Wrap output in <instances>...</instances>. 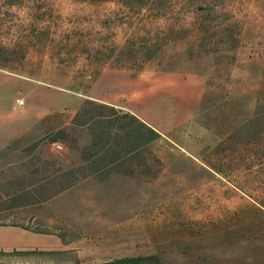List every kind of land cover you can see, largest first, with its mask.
I'll return each mask as SVG.
<instances>
[{"label":"rangeland","instance_id":"obj_1","mask_svg":"<svg viewBox=\"0 0 264 264\" xmlns=\"http://www.w3.org/2000/svg\"><path fill=\"white\" fill-rule=\"evenodd\" d=\"M87 97L161 132L150 146L161 165L149 164L159 171L86 178L42 202L39 215L73 240L0 225V251H34L0 264L151 252L179 264H264V0H0V194L45 177L52 160L77 161L67 144L42 141L39 173L22 180L31 156L20 144L41 131L13 141Z\"/></svg>","mask_w":264,"mask_h":264},{"label":"trees","instance_id":"obj_2","mask_svg":"<svg viewBox=\"0 0 264 264\" xmlns=\"http://www.w3.org/2000/svg\"><path fill=\"white\" fill-rule=\"evenodd\" d=\"M34 131H41L40 137L33 139L29 144H20L24 154L31 156L22 180L26 179L24 177L29 178L34 176L32 174L39 173L38 160L40 159H38L39 155H35L34 152L42 141H46L50 145L54 142L67 144L69 149L75 153L77 161L64 167L57 165L56 160H52L53 168L45 177L39 176L33 183H24L11 188L4 194L1 193L0 225L22 227L42 234H57L66 242L73 240V233L64 225L58 223L57 220L56 223L39 215L37 209H43L42 202L70 190L86 178L105 185L110 182L113 175L136 179L139 174L151 172L149 164L161 165L160 158L150 148L154 142L160 139L161 132L136 114L94 98H85L73 115H67L64 111L44 114L13 142L17 145L19 141L22 143ZM82 132L86 134V138L81 144H79L78 137L73 138L74 143L67 140L70 134L78 135ZM228 138H231V135ZM11 146L12 143L5 147L9 150ZM39 152L40 150H37L36 154ZM157 171L159 170L149 173L151 179L154 178ZM40 213L43 214L41 211ZM32 252L34 251H0V255H23ZM36 252L43 253V251ZM60 252L62 251L53 253ZM86 264L179 263L169 261L162 253L151 252L125 255L107 261Z\"/></svg>","mask_w":264,"mask_h":264},{"label":"built area","instance_id":"obj_3","mask_svg":"<svg viewBox=\"0 0 264 264\" xmlns=\"http://www.w3.org/2000/svg\"><path fill=\"white\" fill-rule=\"evenodd\" d=\"M18 103L21 104L22 103V100H18ZM52 146L55 147V148H57V149H61L62 148V146H61V144L59 142L52 143Z\"/></svg>","mask_w":264,"mask_h":264},{"label":"crops","instance_id":"obj_4","mask_svg":"<svg viewBox=\"0 0 264 264\" xmlns=\"http://www.w3.org/2000/svg\"><path fill=\"white\" fill-rule=\"evenodd\" d=\"M27 131V130H26ZM21 136V135H20ZM17 137H19V136H17ZM17 137H15V138H17ZM8 140H10V139H8ZM8 140H6V141H8ZM5 143V141L4 142H0V145H3Z\"/></svg>","mask_w":264,"mask_h":264}]
</instances>
